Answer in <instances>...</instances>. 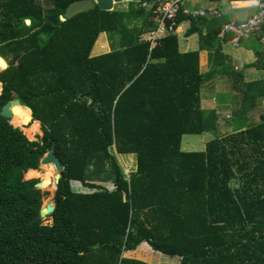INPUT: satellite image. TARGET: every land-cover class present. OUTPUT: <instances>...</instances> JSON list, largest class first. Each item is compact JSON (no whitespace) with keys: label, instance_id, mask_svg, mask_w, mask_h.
<instances>
[{"label":"trees","instance_id":"obj_1","mask_svg":"<svg viewBox=\"0 0 264 264\" xmlns=\"http://www.w3.org/2000/svg\"><path fill=\"white\" fill-rule=\"evenodd\" d=\"M72 1L0 0V55H10L0 106L17 99L43 132L30 139L0 115V264H153L152 252L156 261L169 256L164 264H264V113L237 141L214 136L201 150L181 148L183 133L215 122L199 89L229 69L219 67L216 34L231 17L178 14L197 35V48L181 52L175 33L154 47L138 41L153 24L144 7H95L61 21ZM102 32L117 33L120 46L93 54ZM202 50L214 58L206 72ZM255 53L251 66L264 72V50ZM244 87L254 103L264 76ZM53 144L63 169L44 224L32 220L43 198L33 177ZM112 145L136 154L126 178ZM71 181L92 191L74 192ZM109 182L113 189L99 184ZM132 251L143 260L124 257Z\"/></svg>","mask_w":264,"mask_h":264},{"label":"crops","instance_id":"obj_2","mask_svg":"<svg viewBox=\"0 0 264 264\" xmlns=\"http://www.w3.org/2000/svg\"><path fill=\"white\" fill-rule=\"evenodd\" d=\"M227 1L228 0H192L189 4L191 6H204L213 2L222 5L225 8L227 6ZM137 5L142 7L139 2ZM237 5L240 9H231L233 12L231 11L227 14H222L221 17L223 15H228L231 17L230 21H232L233 18H243L253 11L252 8L245 7L248 5L246 1L240 0L237 2ZM247 9L251 10L247 11ZM145 11L147 12L146 9ZM225 11L228 10L226 9ZM175 35L177 37L179 51L186 52L197 48V35L194 32L187 34L184 26H180L177 34ZM230 36L231 34L229 33L225 35V37ZM225 37L224 40L222 39L223 41L221 42V45H219L218 53H221L224 56V62L219 65V67L222 68V66L225 65L229 69L225 73L221 72L223 69L218 70L215 76L204 80L200 85V106L202 108L212 110L215 118L212 129L203 130L204 134L199 138L200 150L205 147V142L214 136L225 138L230 135H234L236 138L235 140L237 141L241 138L238 133H240V131L242 133L245 128L259 123L261 121V114L264 113V94L263 96L257 98L254 103L246 101V97L244 95L245 83L261 79L264 76L263 70L258 69L255 66H251V63L255 60V50L259 46L261 48L264 46L261 42H259L260 40L257 36H253L252 39L241 41L238 46H232L226 43L224 44L226 40ZM104 43H107V41ZM104 43L100 42V45H103ZM199 63H202L200 65L202 72H206V70L214 63V58L211 57L208 60L207 51L202 50L199 53ZM187 140L188 141L185 142L186 145L196 147V138H187ZM240 142L244 148L247 149L249 142H243L242 140ZM181 148L183 149L182 140ZM187 149L193 150L191 148ZM83 189L87 190L84 187Z\"/></svg>","mask_w":264,"mask_h":264},{"label":"built area","instance_id":"obj_3","mask_svg":"<svg viewBox=\"0 0 264 264\" xmlns=\"http://www.w3.org/2000/svg\"><path fill=\"white\" fill-rule=\"evenodd\" d=\"M126 1V0H124ZM247 2V0H245ZM189 0H151L141 1L140 5L147 11H151V20L153 24L147 27L145 33L142 34L141 41H149L150 46L154 47L158 39L168 32L177 34L178 28L184 26L188 28V20H182L176 23L178 14L184 16H205L208 18H218L222 14H227L238 8L235 0L226 2V9L217 3L210 2L204 6H191ZM247 8H253V11L241 18H233L230 22H225L217 36L224 39L226 33L231 36L228 43L237 45L240 40L257 36L260 42L264 43V0H259L258 5H246ZM225 9V10H224ZM232 9V10H231ZM233 12V11H232ZM169 23H168V22ZM168 23V28L166 27Z\"/></svg>","mask_w":264,"mask_h":264},{"label":"rangeland","instance_id":"obj_4","mask_svg":"<svg viewBox=\"0 0 264 264\" xmlns=\"http://www.w3.org/2000/svg\"><path fill=\"white\" fill-rule=\"evenodd\" d=\"M35 2H40V3H43L45 4V0H34ZM192 0H189V2H191ZM242 1V0H241ZM237 2V1H236ZM129 4H132L134 5L135 3L133 2H130ZM123 3H120L118 1H115L114 2V5L113 7L115 9H122L123 7ZM251 9H247V11H250ZM249 15V14H247ZM246 15V16H247ZM129 24V23H128ZM132 26V24L129 25V27ZM137 26H140V19L138 20V25ZM147 29V26L143 29V31L140 33V35L138 36L139 40L141 41L142 40V34H144ZM127 30H132V29H124L122 32H126ZM135 31V30H134ZM120 33V32H119ZM105 41H107V43H104ZM100 42H103L104 44L103 45H100ZM264 46V44H262ZM119 41H118V34L117 33H101L99 38H97L94 42V45H93V48H92V53L94 54H97V53H100L102 51H106L107 49H110V48H115V47H119ZM9 54H7L5 56V59H9ZM202 63H200L201 65ZM0 69H1V66H0ZM0 89H1V84H0ZM199 103H200V89H199ZM13 111V117L10 119V123L14 126H18L20 127L26 134V137L32 139V138H35V135H40L41 134V130H40V126H36L35 123H29L30 121V114L29 116H27V113H26V110L22 109L21 106H15L13 107L12 109ZM20 116V117H19ZM28 118V119H27ZM26 125V126H25ZM204 134V131L200 132V133H196V134H193V133H185V134H182V145H183V149L184 150H188L187 148H191L193 150H200V147H199V138L201 135ZM187 138L191 139V138H196V142H195V146L196 147H192V146H188L186 145V141ZM188 146V147H186ZM112 152H114V154L116 155L117 157V161L119 163V165L121 166V169H122V173L124 175V177L126 178L127 175L132 172V171H135L136 170V154L135 153H119V152H116L115 149H114V146L112 145V147H110ZM51 166V165H37L36 167V170H38V175H36V172L34 174L35 177L33 178H36V179H41V181L43 182H47V186L45 188H39V190L41 192H43V198H41V207H43L46 203H48L49 201V198L51 197H54V194H55V184H54V181H52V177H49L47 178V173H51L49 172L47 169L48 167ZM53 167V165H52ZM53 171L55 172V169L53 168ZM55 174V173H54ZM98 183V182H96ZM99 184H103L105 185L107 188H112L113 187V183L109 182V183H99ZM73 190L74 191H78V192H88L90 191V189L88 190H85L83 189V186L80 184V183H73ZM41 219V222H43L44 224H50L52 223V219L50 216L46 215V217L44 218H40ZM147 250V248H146ZM137 251V250H136ZM163 254V253H162ZM138 255L140 256H137L136 252L133 251L132 253L130 254H124V257L126 258H137V259H140V258H143L144 255H141L140 253H138ZM151 256V259H150V263H153V264H164L163 262L164 261H169L168 259H164V258H167V257H161L163 259H159L158 261H156L154 258L158 259L157 257V253H154L152 252V254H150ZM140 257V258H139ZM153 259V260H152ZM140 260H143V259H140ZM174 264H178L179 262V258H174ZM159 262H162V263H159Z\"/></svg>","mask_w":264,"mask_h":264},{"label":"water","instance_id":"obj_5","mask_svg":"<svg viewBox=\"0 0 264 264\" xmlns=\"http://www.w3.org/2000/svg\"><path fill=\"white\" fill-rule=\"evenodd\" d=\"M95 7H97L99 10H104V11L111 10L113 8L112 0H74L65 8L63 14L59 15V19L61 21H64L65 19L71 18L77 13L88 11ZM48 19L51 20L52 22H56V17L54 15L49 16ZM29 22L30 19L26 18V23ZM0 66L1 69L7 66L6 59L1 55H0ZM18 104L19 102L17 99L7 100L0 106V115L4 118L10 119L12 117L11 106ZM22 106L25 109L29 110L30 112V108L28 106H24V105ZM55 152H56L55 145L53 144L38 159L39 165H53V168L55 169V174L54 177L52 178V181H54L55 184L54 188H56V185L59 181V172L61 169H63V164L61 163L59 157L56 156L57 153ZM41 182L43 181H41V179H38L34 183V187L38 189L41 188ZM123 198L125 200V195H123ZM54 208H55L54 197H51L49 198L48 203H46L43 207L40 206L38 213L32 218V220L46 217V215H49L54 210Z\"/></svg>","mask_w":264,"mask_h":264},{"label":"clouds","instance_id":"obj_6","mask_svg":"<svg viewBox=\"0 0 264 264\" xmlns=\"http://www.w3.org/2000/svg\"><path fill=\"white\" fill-rule=\"evenodd\" d=\"M115 1H118V2H120V3H123V8H127V6H128V4L130 3V2H133V3H135L134 4V6H136V7H139L138 5H137V3L139 2L140 3V0H126V1H124V0H112V4L114 5V2ZM237 2H239L240 0H236ZM242 1H245V0H242ZM148 2V1H147ZM247 3L249 4V5H258L259 4V0H247ZM112 9H114V7L112 8ZM111 9V10H112ZM253 9V8H252ZM109 11V10H108ZM230 22V21H229ZM223 25V24H222ZM222 25H221V28H222ZM219 30H221V29H219ZM219 32V31H218ZM217 32V33H218ZM226 34H228V33H226ZM230 34V33H229ZM216 36H217V34H216ZM218 37V36H217ZM219 38V37H218ZM226 38V40H225V42H224V44L226 43V44H230V43H228V39L230 38V37H225ZM253 37H251V38H248V39H252ZM258 38V37H257ZM219 39H221V38H219ZM224 40V39H223ZM243 40H247V39H242V40H240V42L237 44V45H232V44H230V45H232V46H238L240 43H241V41H243ZM138 41H140L139 40V38H138ZM260 42V41H259ZM261 44H264V43H262L261 42ZM262 49L264 50V47H262ZM21 105V104H20ZM32 121H35V120H32L31 119V115H30V121H29V123H31ZM37 121V120H36ZM12 125V124H11ZM38 125L40 126V123H39V121H38ZM13 126V125H12ZM26 126V125H25ZM16 127H18V126H16ZM20 128V127H19ZM21 129V128H20ZM22 130V129H21ZM23 131V130H22ZM24 132V131H23ZM41 133H43V132H41ZM45 153V152H44ZM39 179V178H38ZM37 179V180H38ZM72 181H75V180H72ZM72 181L70 182V187H71V189L70 190H72L73 191V189H72ZM79 182V181H78ZM81 183V182H80ZM81 185H82V183H81ZM57 186V185H56ZM83 186V185H82ZM86 189H89V188H87V187H85ZM55 190H56V188H54ZM108 189H113V187L112 188H108ZM90 191H92L91 189H90ZM90 191H88V192H90ZM74 192H76V191H74ZM78 192V191H77ZM41 206V205H40Z\"/></svg>","mask_w":264,"mask_h":264},{"label":"bare ground","instance_id":"obj_7","mask_svg":"<svg viewBox=\"0 0 264 264\" xmlns=\"http://www.w3.org/2000/svg\"><path fill=\"white\" fill-rule=\"evenodd\" d=\"M15 106H21V105L18 104V105H13V106H11L12 117H13V111H12V109H13V107H15ZM21 108L24 109V110H26L27 116H29V114H30L29 110L25 109L23 106H21ZM12 117H11V118H12ZM19 117H20V116H19ZM11 118H10V119H11ZM10 119H9V120H10ZM27 119H28V118H27ZM35 125L38 127V126H39V125H38V122H35ZM47 170H48L49 172H51V173L53 174L52 176L54 177V173H55V172L53 171V167H52V165L49 166ZM46 186H47V182H41V188H45Z\"/></svg>","mask_w":264,"mask_h":264}]
</instances>
